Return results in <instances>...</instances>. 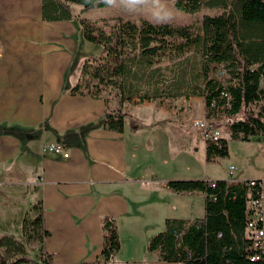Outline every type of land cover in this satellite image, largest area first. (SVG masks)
<instances>
[{
    "label": "crops",
    "instance_id": "0c3cea01",
    "mask_svg": "<svg viewBox=\"0 0 264 264\" xmlns=\"http://www.w3.org/2000/svg\"><path fill=\"white\" fill-rule=\"evenodd\" d=\"M74 23L42 22L40 0H0V237L22 236L17 224L39 202L49 236L29 248L48 254L51 264L100 261L105 217L119 233L115 264H177L159 261L147 243L167 219H204L206 197L162 185L218 179L192 177L193 139L174 112L132 102L124 132H106L101 101L70 96L76 82L60 89L75 54ZM251 141L263 147L264 136ZM45 144L62 145L63 154H43Z\"/></svg>",
    "mask_w": 264,
    "mask_h": 264
},
{
    "label": "trees",
    "instance_id": "16d2710c",
    "mask_svg": "<svg viewBox=\"0 0 264 264\" xmlns=\"http://www.w3.org/2000/svg\"><path fill=\"white\" fill-rule=\"evenodd\" d=\"M102 8L105 0H40L45 23L76 21L83 39L100 46L103 54L85 60L69 94L90 97L104 105L102 130L122 134L125 106L200 98L207 132L226 121L227 137L205 140L206 162L229 156L228 141L251 142L264 136V0H176V10L194 15L203 8L221 10L199 24H153L141 19L76 18L71 6ZM222 72V76H219ZM222 94L228 95L229 100ZM168 181L162 186L178 195L206 197L205 218L167 219L146 250L165 263L264 264L250 262L246 232V182L226 180ZM20 227L23 240L0 237V264L27 263L26 244L41 246L49 233L43 228V209L35 203ZM104 264H115L120 240L114 218L101 222ZM50 258L42 252L38 260ZM48 264H51L50 262Z\"/></svg>",
    "mask_w": 264,
    "mask_h": 264
},
{
    "label": "rangeland",
    "instance_id": "374dc122",
    "mask_svg": "<svg viewBox=\"0 0 264 264\" xmlns=\"http://www.w3.org/2000/svg\"><path fill=\"white\" fill-rule=\"evenodd\" d=\"M176 0H160V5L162 8L170 10L174 13L173 19L168 23L160 24H175V25H195L199 24L204 16H216L221 13V10L203 8L201 12L194 15H186L176 10L174 7ZM73 15L77 18H84L86 20L96 22L101 19H112V18H122L130 21H138L141 19L147 20L153 24H157L151 19L152 8L150 5H145L138 8L136 11H129L120 3V0H115L112 5H106L102 8L93 9H83L79 5L71 6ZM73 22V21H72ZM76 27H78V35L76 31V49L74 58L68 72L63 73L62 77L58 80L60 83V89L62 91L68 90L73 82H76L79 76L80 68L85 60L95 59L103 54L102 48L90 43H87L82 36V31L78 26V23L74 21ZM220 77L222 75H219ZM133 106L140 105L134 102ZM169 106L168 108H174L175 116L172 117L174 120L180 121L181 131L186 137H191L193 139V170L192 177L203 176L210 179L218 180H232L236 178L248 179H264V145L260 146L258 141L251 142H240V141H228L229 156L224 159H218L216 162H206L204 154V143H205V130L193 126L192 122L195 120H203L204 116V106L200 98H194L191 102H183L178 99L173 102H164ZM158 104H152V106L161 111L169 112L167 109L163 108ZM144 109V108H143ZM184 109L186 112L184 113ZM134 110H137L136 108ZM132 114V112H131ZM170 115V114H168ZM226 121H221L216 123L214 131L219 134V137H227L226 134ZM230 166L236 167V171L230 176L228 168ZM189 173L185 171H172L170 176H188ZM117 226V225H116ZM143 230H145L143 228ZM118 231V230H117ZM119 234V233H118ZM145 234V232L143 233ZM17 239L22 240V236L17 233ZM34 242H29L26 244L27 258L28 262L25 264H38L34 262L36 260L37 250H31L29 247ZM37 245V244H35ZM38 246V245H37ZM2 253V250H0ZM31 260L33 262H31ZM24 264V263H22Z\"/></svg>",
    "mask_w": 264,
    "mask_h": 264
},
{
    "label": "built area",
    "instance_id": "2783aa9c",
    "mask_svg": "<svg viewBox=\"0 0 264 264\" xmlns=\"http://www.w3.org/2000/svg\"><path fill=\"white\" fill-rule=\"evenodd\" d=\"M227 100H229V96L222 94ZM183 102H189L181 99ZM167 103L162 105L163 108L167 109L169 112H174V108H168ZM184 112L186 110L184 109ZM193 126L197 128H201L205 130V140H217L219 138V134L216 131L207 132L208 120L203 118V120H195L192 122ZM63 147L59 144H45L42 146V153H51L55 155L63 154ZM67 157L66 154L63 155ZM230 176H232L233 172L236 171V167L230 166L228 168ZM232 183H236L234 179L229 180ZM244 182V181H242ZM246 186L251 192V196L247 202V218L248 223L246 226V232L251 240L249 247L247 248V256L250 262H261L264 261V179H250L245 181ZM209 186L211 188L214 187V181H210ZM50 261L47 259L46 255L42 264H48ZM94 264H104L102 260L94 263Z\"/></svg>",
    "mask_w": 264,
    "mask_h": 264
},
{
    "label": "clouds",
    "instance_id": "9594fccd",
    "mask_svg": "<svg viewBox=\"0 0 264 264\" xmlns=\"http://www.w3.org/2000/svg\"><path fill=\"white\" fill-rule=\"evenodd\" d=\"M105 3L112 5L115 3V0H105ZM120 3L132 12L145 5H150L152 8L151 19L157 24L168 23L174 17L172 11L161 7L160 0H120Z\"/></svg>",
    "mask_w": 264,
    "mask_h": 264
},
{
    "label": "bare ground",
    "instance_id": "6f19581e",
    "mask_svg": "<svg viewBox=\"0 0 264 264\" xmlns=\"http://www.w3.org/2000/svg\"><path fill=\"white\" fill-rule=\"evenodd\" d=\"M48 259V258H47Z\"/></svg>",
    "mask_w": 264,
    "mask_h": 264
}]
</instances>
